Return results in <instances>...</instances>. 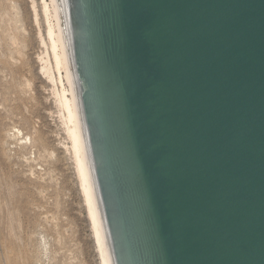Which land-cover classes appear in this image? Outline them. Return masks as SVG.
Returning <instances> with one entry per match:
<instances>
[{"label": "water", "instance_id": "water-1", "mask_svg": "<svg viewBox=\"0 0 264 264\" xmlns=\"http://www.w3.org/2000/svg\"><path fill=\"white\" fill-rule=\"evenodd\" d=\"M114 264H264V0H67Z\"/></svg>", "mask_w": 264, "mask_h": 264}, {"label": "rangeland", "instance_id": "rangeland-1", "mask_svg": "<svg viewBox=\"0 0 264 264\" xmlns=\"http://www.w3.org/2000/svg\"><path fill=\"white\" fill-rule=\"evenodd\" d=\"M44 25L40 0H0V264H98L41 70Z\"/></svg>", "mask_w": 264, "mask_h": 264}, {"label": "bare ground", "instance_id": "bare-ground-1", "mask_svg": "<svg viewBox=\"0 0 264 264\" xmlns=\"http://www.w3.org/2000/svg\"><path fill=\"white\" fill-rule=\"evenodd\" d=\"M40 9L45 22V35L41 37L44 49L39 56L41 70L51 82L63 145L74 167L98 264H114L81 110L67 0H40Z\"/></svg>", "mask_w": 264, "mask_h": 264}]
</instances>
